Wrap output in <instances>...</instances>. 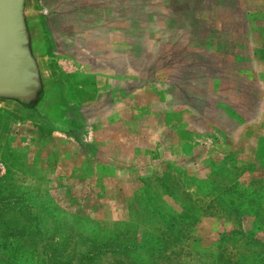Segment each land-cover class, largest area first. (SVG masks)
Here are the masks:
<instances>
[{
	"label": "rangeland",
	"instance_id": "1",
	"mask_svg": "<svg viewBox=\"0 0 264 264\" xmlns=\"http://www.w3.org/2000/svg\"><path fill=\"white\" fill-rule=\"evenodd\" d=\"M245 1L189 4L190 54L119 0H37L84 135L0 111V264H264V0Z\"/></svg>",
	"mask_w": 264,
	"mask_h": 264
},
{
	"label": "water",
	"instance_id": "2",
	"mask_svg": "<svg viewBox=\"0 0 264 264\" xmlns=\"http://www.w3.org/2000/svg\"><path fill=\"white\" fill-rule=\"evenodd\" d=\"M55 43L37 0H0V111L21 125L77 143L74 107L52 67Z\"/></svg>",
	"mask_w": 264,
	"mask_h": 264
},
{
	"label": "crops",
	"instance_id": "3",
	"mask_svg": "<svg viewBox=\"0 0 264 264\" xmlns=\"http://www.w3.org/2000/svg\"><path fill=\"white\" fill-rule=\"evenodd\" d=\"M197 0H157L156 3H153L155 7H159V9H156L153 7V13L151 15L148 14L150 11V8H144V14H141L139 17L134 19L133 21L140 23L144 22V18L147 19V21L150 23L149 28L155 32V38L162 39L161 37H169L171 41H169V44H175L177 47L180 45L182 50L184 52L192 54L193 52H196L198 54H202L203 47H201L200 41H197V39L193 41V35L194 32L192 31L193 28V21L195 19V15L191 9H188L189 4H196ZM199 3V2H198ZM123 13H122V21L127 22V27L129 26V23L131 21L130 14L128 8L130 7V0H123ZM162 9H161V6ZM200 5V3H199ZM151 13V12H149ZM146 15V16H145ZM201 23L204 22L203 19L200 20ZM188 33V34H187ZM187 34V35H186ZM203 35V34H202ZM205 37L204 40H208V35L203 36ZM187 39L184 41L183 39ZM159 43V46L161 44H165V42L162 41H155ZM208 43V42H207ZM147 43L145 42H139L137 43L136 47H132L129 49L128 47L122 48V54L125 55V60L130 61V50H133L136 48L137 51L144 50ZM123 45H126L123 42ZM128 46L130 47L129 43ZM149 46V44H148ZM154 43L149 46V52L154 53V49L150 47H153ZM158 47V46H156ZM204 53V52H203ZM150 54V53H149ZM124 63V61L122 62ZM128 65H126V68ZM124 68V65H123ZM124 70V69H123ZM126 70V69H125ZM124 77V76H122ZM125 79L127 77H124Z\"/></svg>",
	"mask_w": 264,
	"mask_h": 264
},
{
	"label": "trees",
	"instance_id": "4",
	"mask_svg": "<svg viewBox=\"0 0 264 264\" xmlns=\"http://www.w3.org/2000/svg\"><path fill=\"white\" fill-rule=\"evenodd\" d=\"M119 1H121V4L123 3V0H119ZM242 1H245V0H242ZM147 2H148L147 0H146V2L144 0H130V7L128 8V10H129L130 19L132 22H135L133 20L136 19L137 17H139L141 14H144V8H146L145 3H147ZM245 4H246V1H245ZM121 6L123 7V4ZM122 9H121V13H123ZM149 12H151V13H149ZM149 12H148V14L151 15L153 13V10H150ZM247 13H248V11H247ZM247 13H246V15H247ZM136 24H138V22L133 23L132 25L136 26ZM193 27H194V25H193ZM113 263L114 264H119V263L121 264V261L114 258Z\"/></svg>",
	"mask_w": 264,
	"mask_h": 264
}]
</instances>
